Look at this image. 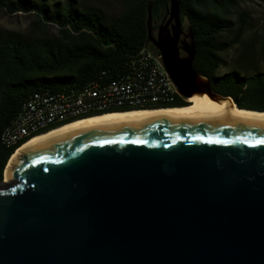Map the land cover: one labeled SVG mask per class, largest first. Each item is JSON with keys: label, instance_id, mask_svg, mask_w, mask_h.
Segmentation results:
<instances>
[{"label": "water", "instance_id": "water-1", "mask_svg": "<svg viewBox=\"0 0 264 264\" xmlns=\"http://www.w3.org/2000/svg\"><path fill=\"white\" fill-rule=\"evenodd\" d=\"M166 16L154 36L149 8V42L179 95L236 104L193 69L190 28L179 56L178 0ZM257 140L264 114L169 112L36 142L0 182V264H264Z\"/></svg>", "mask_w": 264, "mask_h": 264}, {"label": "trees", "instance_id": "trees-1", "mask_svg": "<svg viewBox=\"0 0 264 264\" xmlns=\"http://www.w3.org/2000/svg\"><path fill=\"white\" fill-rule=\"evenodd\" d=\"M178 1L183 22L193 34L192 67L196 73L207 77L212 90L231 97L238 108L263 112L264 71L254 69L250 52H242L236 69L217 73L222 65L221 54L238 45L245 32L243 20L239 18L235 25L228 13L247 0ZM92 2H115L121 9L106 13L76 0H0V10L8 14L23 12L36 17L31 33L0 28V136L33 94L67 87L78 90L91 81L122 78L143 46L150 44L156 50L149 42V8L153 34L166 17L169 0ZM49 27L56 33L48 34ZM228 32L229 37L222 39ZM26 141L7 148L0 139V182L9 158Z\"/></svg>", "mask_w": 264, "mask_h": 264}, {"label": "built area", "instance_id": "built-area-1", "mask_svg": "<svg viewBox=\"0 0 264 264\" xmlns=\"http://www.w3.org/2000/svg\"><path fill=\"white\" fill-rule=\"evenodd\" d=\"M162 58L150 44L132 58L129 71L119 79L91 81L80 89L69 87L33 94L18 115L2 130L1 143L13 148L55 125L99 114L150 109L171 104L178 91L164 82Z\"/></svg>", "mask_w": 264, "mask_h": 264}, {"label": "rangeland", "instance_id": "rangeland-1", "mask_svg": "<svg viewBox=\"0 0 264 264\" xmlns=\"http://www.w3.org/2000/svg\"><path fill=\"white\" fill-rule=\"evenodd\" d=\"M54 1L63 2L64 0ZM76 1L89 5L92 4L95 7L101 8L106 13H118L121 9L120 5L115 2L93 3L92 0ZM228 18L235 23V25L237 20L241 18L243 20L245 32L238 45L221 54L222 65L217 73L223 75L232 69H236V64L244 50L251 53L252 59L255 63L254 69L256 71H264V0H247L242 2L230 10ZM35 21L36 17H34L33 14L23 12L8 14L5 11L0 10L1 29L31 33ZM234 27L235 26L233 25V28ZM183 28L185 32H187L188 25L186 21L183 22ZM55 33V28H48V34ZM229 35V32L224 34L222 39H227Z\"/></svg>", "mask_w": 264, "mask_h": 264}, {"label": "bare ground", "instance_id": "bare-ground-1", "mask_svg": "<svg viewBox=\"0 0 264 264\" xmlns=\"http://www.w3.org/2000/svg\"><path fill=\"white\" fill-rule=\"evenodd\" d=\"M161 77L164 79V82H171V79L166 70H161ZM187 101L189 104L184 107H174V108H156V109H140V110H130V111H119V112H110L109 114L104 113L100 116H92L84 119H78L76 121L66 123L60 127L49 130L46 133L33 136L22 144L9 158L8 163L4 169L3 182L8 181V170L16 158L24 149L30 147L36 142L43 141L46 139H51L58 137L66 133L70 128L83 125L89 122L94 121H106L113 120L118 118H129L143 113H221V114H264V112H256L246 109H240L233 103L230 99H221V100H211L207 94H194L192 97L188 98Z\"/></svg>", "mask_w": 264, "mask_h": 264}, {"label": "flooded vegetation", "instance_id": "flooded-vegetation-1", "mask_svg": "<svg viewBox=\"0 0 264 264\" xmlns=\"http://www.w3.org/2000/svg\"><path fill=\"white\" fill-rule=\"evenodd\" d=\"M167 21V16L166 17H164L161 21H160V23H159V25L160 24H162V23H164L165 24V22ZM159 25H158V27H159ZM158 27H157V29L154 31V33H153V35L154 36H156V34H157V31H158ZM169 27H171V24L169 25ZM183 34L180 36V39H179V41H178V45H177V48H178V54H179V56L180 57H185L186 56V53L182 50V48H183V46L184 45H187L186 44V42H190V39L186 36V34H185V30H184V28H183ZM156 32V33H155ZM175 104L172 106V107H179V106H184V105H187V104H189V102L187 101V99L186 98H184V97H182L181 95H176V97H175V99H174V101H173ZM163 108V107H162ZM150 109H156V108H154V107H151ZM106 114H109V113H106ZM100 115H104V114H99V115H96V116H100ZM92 117V116H91Z\"/></svg>", "mask_w": 264, "mask_h": 264}, {"label": "snow or ice", "instance_id": "snow-or-ice-1", "mask_svg": "<svg viewBox=\"0 0 264 264\" xmlns=\"http://www.w3.org/2000/svg\"><path fill=\"white\" fill-rule=\"evenodd\" d=\"M197 139H199V137H197ZM256 144H264V140H257Z\"/></svg>", "mask_w": 264, "mask_h": 264}]
</instances>
